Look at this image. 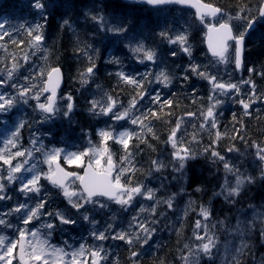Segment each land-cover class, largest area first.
I'll list each match as a JSON object with an SVG mask.
<instances>
[{
	"label": "clouds",
	"instance_id": "1",
	"mask_svg": "<svg viewBox=\"0 0 264 264\" xmlns=\"http://www.w3.org/2000/svg\"><path fill=\"white\" fill-rule=\"evenodd\" d=\"M256 2L259 6L264 5V0H256ZM212 3L218 7L216 17L218 20L222 18L232 22L235 19L243 22L247 19V17L240 19L238 11L234 14L227 11L222 7L221 0H212ZM256 10L253 8L248 11L251 13L256 12ZM73 43L74 51L81 47L85 49L81 52V58L90 56L93 63L99 59L100 50L94 48L93 45L81 41L78 37ZM0 48L6 50L5 56L9 55L6 43L0 44ZM30 48L33 47L29 44L22 51L26 53ZM181 48L184 50V45H181ZM187 48L190 49L188 55L191 57L192 45L189 43ZM19 55L20 51L12 53L15 58ZM50 56L51 53L48 49H44V55L41 57L43 67L50 66ZM87 63L88 60L74 71L71 77L72 85L76 93L80 94L82 90L87 91L90 84L95 82L93 86L101 90L102 94L92 96L88 100L87 106L83 109L79 108V110L86 119L91 121L107 119L111 114L113 120L120 121L123 118L128 120L130 125L120 131H117L111 124L103 128L97 127L95 140L91 139L92 131L90 128H81L88 141L87 147L91 149L88 155L89 161L100 158L105 147L104 139L99 133L101 131L112 133L111 144L107 145L108 151L103 156V162L111 168V179L114 180L118 177L124 186L115 190L114 195L103 189L94 190L89 195L78 180H73L71 183L75 192L71 197L65 196L68 205L77 211L88 204L111 213L109 216L111 223L106 225L104 233L112 235L115 228L112 239L114 241L122 240L123 244L110 250L105 249L103 245L97 248L103 251L104 264H264V116L257 118L258 124H254L257 135L250 137L251 143H249L248 140L244 139L248 133L243 122L248 115L246 111L241 114L239 118L240 130L244 135L240 139L244 141V146L243 148L238 147L235 143L237 138L231 128H226L220 136L216 135L213 118L209 117L207 113L210 106L216 110L222 104V101L217 99L214 104H209L207 108L203 105L197 107L196 111L199 115L195 117V120L199 121L200 125L197 127L196 124H193V130L190 134L183 131V134L174 138L175 144L170 138L161 141L153 120L164 117L163 109H161V117L151 116L150 113L135 115L133 112L135 105L131 103V100L127 106L123 105L118 97H113L107 89H103L102 85L97 83L99 78L96 72L90 75L85 73L84 69ZM260 65L264 67V62ZM19 68L20 64L17 63V67L7 71L6 82L12 78L13 71ZM235 70L240 71L241 69L235 66ZM0 71H4V69H0ZM192 74L206 79L205 76L201 75V71H192ZM179 78L174 68L169 69L166 66H161L154 72L148 71L144 74V81L148 85L159 84L161 88L165 89L173 86ZM183 79L187 81L188 76L185 75ZM119 82L124 84L121 80ZM243 83L250 84V79L239 82L238 89ZM20 98L27 101L33 97L28 95ZM64 99L65 97H60V100L63 101ZM247 99L249 101L264 99V88L261 89L259 96L249 95ZM113 100L115 103L112 102ZM39 103L36 100L33 108V116H38L39 119L33 118L30 123L29 121L23 122L24 124L28 123L29 128L34 129L35 135H33L32 144L38 145L35 148L37 152H42L45 148L42 135L47 133H41L39 128H34L33 125L41 127V122H47L51 117L48 115L49 112L39 107ZM70 113L74 114L73 108H67L63 112V116L70 120ZM183 123L185 121L177 120V124ZM131 125L136 127H131ZM174 129V127L169 126L168 137ZM202 133L208 136L211 144L204 145L201 142ZM185 136H190V138L185 140ZM150 137L161 144H169L170 151L166 157L156 154L149 157L144 164H139L136 149L141 144L151 152L156 153V148L149 142ZM129 138H131L132 143L126 148L124 141H128ZM225 141L227 142L225 154L216 155V151L213 149L217 142L224 144ZM177 143H187L188 145V151L183 156L177 157L175 155ZM228 152H231L238 159L233 160L232 157L227 156ZM44 154L46 156L47 153ZM204 157L211 161V166L215 169L213 175L219 174L218 186L213 185L209 188L206 184L201 183L190 188L188 162ZM245 160L250 161V166L244 163ZM133 176L137 177L134 181L132 180ZM150 179L157 186L154 187L149 184ZM53 187L60 192L61 196H64L62 188L58 185H53ZM136 188L139 190L137 191ZM32 190L39 192L40 186ZM254 190L260 193L255 198ZM46 198L50 199L51 194H46ZM217 200L223 207L230 209L223 217L213 215ZM137 203H139V207H136ZM112 205L117 206L114 211ZM204 212H207L208 215L204 216ZM51 213L54 217L65 215L59 210H53ZM125 213H129L130 216L127 225L117 228L118 220L123 224L121 218ZM169 213L176 215V219L180 221L179 226L169 216ZM192 213H196L200 219L196 220L197 223L194 224L191 234L188 235L185 231V221ZM79 215L88 224L96 225L98 223L97 220L90 219V213L87 209L83 212L79 211ZM165 218H167V222L161 225L160 221ZM5 223L4 220H0V224ZM44 223L50 222L46 220ZM141 223L147 226L139 227ZM6 227H11V225H6ZM165 229L169 236L174 235L176 240L174 255L171 259L168 258L167 251L169 241L160 238V233L164 232ZM55 231L56 226L51 230L47 229V237H52ZM201 232L203 235H200ZM154 236L157 237L155 243H150ZM8 239L6 235L0 234V243H7ZM145 245L148 247L146 248ZM88 251H91V248ZM109 256H111L110 261Z\"/></svg>",
	"mask_w": 264,
	"mask_h": 264
},
{
	"label": "trees",
	"instance_id": "2",
	"mask_svg": "<svg viewBox=\"0 0 264 264\" xmlns=\"http://www.w3.org/2000/svg\"><path fill=\"white\" fill-rule=\"evenodd\" d=\"M204 1L213 4L212 0ZM43 4L44 7L42 9H36L33 6L34 0H0V20L5 19L8 20V22L11 21L14 23H17L20 20L31 23L33 20H36L37 24H42L44 38L43 42L45 48L51 53L49 62L51 65L60 66L64 70L66 78L64 92L68 93L73 98L74 114L70 115L71 119L69 120L63 116L62 112H59V117L58 119L56 117L54 123H49L45 126L42 124V128L52 134L51 137L45 136L44 139H53L52 143L56 146H59V142L62 144L66 142L70 145L71 150L76 152L82 151L87 146L88 141L81 131V128H90L92 131L91 139L95 140L97 127L102 126L100 119H97L96 121L88 120L79 110V108L83 109L87 106V102L92 97V93L94 94L97 89L93 86L95 83L93 82V84H90L87 91L82 90L80 94H77L72 85L71 77L74 71L78 66H82L87 60L86 57L81 58L82 53L79 48H77L75 51L73 50V41L77 37L81 41H86L87 43L93 45L94 48L100 50V57L95 63V72L99 78L97 83H100L103 89H107L113 97H118L122 102L129 99L131 95L138 96L137 89H135V93L132 91L129 92V86L120 83V79L116 76V73L119 71L129 73L131 67L135 73L140 71L138 62L133 59L134 56L132 55L129 46H127L130 41L137 42L138 40H142L146 42L149 47H152L162 65L168 67L169 69L174 68L180 78L185 76L181 75L184 71L191 76L193 75L190 72L191 68L186 62V59L198 58L200 61V56L203 53H206L204 46V29L199 22H196L195 25L192 24V31L189 33V39L192 44L191 57L185 55L180 49H176L174 52V49L169 47V39L159 35L160 32H167L169 35L171 33V27L161 21L162 10L190 12L189 10L181 9L176 6L162 9H152L145 4H131L123 0H43ZM221 4L223 8L232 14L237 11V7L239 5H244L246 10L243 15L244 17H247V19L250 16L256 14V12L250 13L248 10L253 8L257 9L259 7V4L256 2V0H221ZM93 17H103V23L101 24L98 20H94ZM247 19L244 21L246 22ZM66 20L69 22L68 24H65ZM235 26L236 29L240 31L242 23L237 21ZM121 27H126L127 29L122 34L115 33L110 30ZM8 31L11 32L10 30ZM11 40H17L20 41V43L14 45ZM11 40L7 36L0 37V41L8 45L7 52L9 55L7 56H5L6 50L0 48V67L1 65L5 67L4 72L6 74L7 71L12 70L13 52L20 51V55L16 58V63L20 64V68L24 65H29L25 62L24 56L27 55V57L30 58L32 53V48L28 49L26 53L22 51L27 47V36L24 30L21 29L16 34L11 33ZM247 46L246 61L250 68L255 69L254 72H251V75L254 76L256 83L260 85L262 89L264 88V76H261L260 73L264 72V67H262L260 64L264 62V24L259 25L256 32L253 33L252 39L250 38L247 41ZM172 53H175V55H172ZM117 59L119 60V63L115 62ZM181 80L182 79H178L177 83L179 84ZM189 82H187L188 85L191 84L192 80ZM181 85L182 86H179L177 89H174L171 92L169 99L173 100V104L163 108V113L165 114L164 117L160 118L159 120H153V124L157 129V135L160 137L161 141L168 137L169 126L173 127L178 117L188 115L194 111L197 112V105L201 103L200 98H197L199 95V93H197L198 90H202L201 86H196L197 88L194 90V88H188L189 86L186 87L182 83ZM204 92L208 94L207 89H205ZM203 97H206V95ZM215 111L219 131L223 132L226 128H231L233 134L237 138L235 143H237L238 147L243 148L244 141L241 140L240 137L244 135V133L240 130L239 118L241 114L239 113L238 109L233 107L230 115L228 114L230 117L227 116V111L223 106L217 107ZM152 113H159V115L153 116L161 117L160 106L155 108ZM233 114L236 115L235 120L233 119ZM260 116H264V113ZM258 117L259 116H246L244 118V127L248 133V135L244 136V139L248 140L249 143H251L250 137H255L257 135L254 124H258ZM33 118L38 119V117H34L33 112H30L27 108V112L23 115L24 121H29L30 123ZM34 126L35 125H33V127ZM34 128H37V125ZM33 130L34 129L29 128L28 123L24 124L20 137V143L22 147H27L28 143L31 142V133L34 132ZM201 137V142L204 145L211 144V141L206 134L202 133ZM149 142L156 148V153L151 152L145 148L143 144H141L139 148L136 149L138 153L137 161L139 164H144L145 161L149 159V157H153L156 154L166 157L170 151L169 144H161L157 142L156 139L151 137L149 138ZM226 143V141L224 144L217 142V145L213 150L220 153L221 155H224ZM108 144H111L110 139L107 140L105 144L106 148ZM1 146L2 144L0 142V147ZM227 156L232 157L233 160L238 159V157L233 156L231 152H228ZM244 163L250 166V161L245 160ZM187 167L189 170L190 188L201 183L206 184L209 188H211L213 185L218 186V181L220 179L219 174L217 173L213 175L215 169L211 166V161H209L207 157L197 158L194 161H189ZM6 170L7 164L0 160V186L8 187L7 184H4V174ZM170 178L171 177L169 175V179ZM136 179V176L132 177L133 181ZM149 182H152L157 186V184L151 179L148 181V183ZM1 183H3V185ZM43 187L45 188L47 194H51V196L54 195L55 203L57 204L58 209H64L66 214L73 221L79 222V220H81V216L76 209L72 208L71 205H68L66 200L61 195L59 196L58 193H53L51 190H49L50 185L48 183L44 184ZM11 193L13 199L7 202H1L0 205L2 206H0V212L1 208L7 209V212H10L14 202L20 200V193L17 191H11ZM259 195L260 193L254 190V198ZM37 201L38 200L36 196L31 198V203L33 206L36 205ZM112 209L113 211L115 210V208ZM87 210L92 211L93 213L96 211L94 209ZM228 211H230V209L223 207L219 200L216 201L213 215L223 217ZM169 216H171L172 219L176 221L177 226H179L180 222L176 219V215L169 213ZM96 217L99 220L106 218L105 215H96ZM197 218L200 217H198L196 213H192L186 218V234H191V230ZM121 219L123 220V224H120V226H126L130 219L129 213H125ZM9 220V222L16 221V215L12 213L9 216ZM118 221L120 222V220ZM166 222L167 218L160 221L161 225ZM81 229H84V227L80 223L76 227L74 223L69 225V230L66 234H68L69 238H79L81 235ZM157 231L159 232V229H157ZM155 238L157 239V237ZM160 238L169 241L167 244L168 258H173L174 249L176 247L174 235L170 237L168 231L165 229L164 232L160 233ZM122 244V240L115 241L114 245H112L109 240L105 242V245L109 246L110 249ZM145 247L147 248L148 245ZM110 260L111 256H109V261Z\"/></svg>",
	"mask_w": 264,
	"mask_h": 264
},
{
	"label": "snow or ice",
	"instance_id": "3",
	"mask_svg": "<svg viewBox=\"0 0 264 264\" xmlns=\"http://www.w3.org/2000/svg\"><path fill=\"white\" fill-rule=\"evenodd\" d=\"M172 0H146V3H148L151 6H162L167 3H171ZM36 9H42L44 7L43 0H34V5ZM246 8L244 5H239L237 7V11L240 13L239 18L243 19L244 12ZM214 12H218V7L215 6L213 9ZM258 17H264V5H260L257 10L256 14L250 16L246 23L245 28L243 30H240L239 32H235L234 29L230 33L232 35L233 40L236 42L234 45L229 46H222L219 49V56L218 60L220 62H232L235 66L240 67V69L244 66V40L247 32V28H250L251 25L257 20ZM94 20H98L101 24L103 23V17H93ZM69 22L66 20L65 24H68ZM228 25V21H226V26ZM20 29L24 30L27 40L26 44L31 45L33 48H36L37 50H40L42 47V42L44 41L43 38V27L42 24H36L35 26H26L25 24L20 25ZM14 31H18L17 28H13ZM111 31L115 33L122 34L127 29L126 27L121 28H115L110 29ZM159 35L161 37L169 39L170 43L179 42L181 45H184V50L186 52H189L190 49L187 48V37L182 34H177L174 37H170L169 33L167 32H160ZM7 36L11 40V32H9L4 24H0V37ZM11 42L16 45L17 43H20V41L17 40H11ZM3 42L0 41V44ZM238 45V46H237ZM226 48V50H225ZM81 52H83L85 49L81 47L79 49ZM133 53L140 54L138 55L139 58H141L143 61L147 62H153L155 64L156 62V53L150 49L146 48L143 44H140L136 47H133L132 49ZM175 53H172L174 55ZM28 57L27 55L24 56V59L26 60ZM88 60V63L85 66V73L86 74H92L95 72L96 64L92 62L91 57H86ZM116 63H119V60H115ZM17 67L16 58L13 57V63L12 68ZM191 71H199V65H192ZM255 69L249 68L248 72H254ZM146 74V73H145ZM202 76H205L206 78H209L212 80L213 89L215 88L217 84V80L215 77H211L210 74L207 72H201ZM261 76H264V72L260 73ZM116 76L126 85L135 87L137 89V94L142 97L144 95V87L143 82L137 79L136 75H130L124 71H119L116 73ZM39 81V87L37 88V85L35 84H28L26 86H22L20 88V95L21 96H27L33 91H35V95L33 98L37 101H39V107L47 112H53L57 103L58 99V89L59 85L61 83V69L59 67H52V66H45L40 69V72L37 77ZM227 87L229 88H237L236 85L232 84L231 81L225 82ZM251 85V92L253 97H256V90L257 85L254 83L252 79H250ZM223 85L221 86V88ZM45 93H50V95L46 96V99L44 102H41V96H43ZM43 94V95H42ZM153 102H159L161 97L159 94H156L155 97L152 98ZM67 100L69 101L67 103V108L71 109L74 106L73 98L71 96L67 97ZM15 102V97L9 98L7 96H0V112H3L6 108H9L12 106V104ZM115 103V101H112ZM132 104H136L137 100L135 97L131 100ZM244 109L248 110L246 111L247 115H250L249 109L253 105L252 101L240 99L238 101ZM173 104L172 99L164 100L162 104H160V108L163 109L167 107L168 105ZM108 110V109H106ZM208 116L213 118V122L215 123L216 128V135L220 136L221 132L218 128V121L216 119L215 115V108L209 107L208 108ZM151 115H159V113H151ZM188 115H195L193 113H189ZM233 119H236V115L233 114ZM24 127V122L21 121L20 124L17 126V129L15 132H13L9 139L5 141L4 148L0 149V151H4L9 148V146H17V142L19 141L22 129ZM178 125L177 128H175L170 133V139H172L173 143L175 144V137L178 135ZM238 131V130H237ZM104 140H108L110 137H112V133L108 131H101L99 133ZM124 146L127 148L129 146L128 141H124ZM63 149L61 148H54L51 150V152L46 154V163L48 164L49 168L48 171L45 173H42L41 175H36L33 178H31L27 184H25L22 188V190L27 191L30 188H36L39 187L40 184H42L44 179L51 180L53 183H58L63 185L65 182V179L69 176L77 177L79 182L83 184L84 189L89 193V195L92 194L94 190L97 189H103L107 191L109 194H115V190L122 187L121 180L117 177L114 180L109 179L111 168L107 167L101 171L100 165H101V159L103 158L104 154L107 153V148L105 147L100 155V158L95 159V161H92L88 164V169L83 174L74 172V171H68L65 168V161L68 165H81V171H83V163L84 161L88 160V151H91L89 149L88 151H78V152H70L66 156L63 154ZM188 151L187 148L183 149V152ZM180 152H177V155H179ZM216 155H220V153L216 152ZM18 157H23L24 155H31V152L28 150H24L23 152L18 151L16 153ZM2 159V158H0ZM21 170V166L17 165L14 171L19 172ZM124 186V185H123ZM138 191L139 188H136ZM66 195L71 197L73 193L67 191L65 189ZM23 205H21V208ZM46 209V202L45 201H38L36 205L29 211V213L24 218V224L25 228L19 229L18 233L15 237V239L11 242L7 243H0V264H13V257H14V249H19V260L22 261V264H38V262L41 260L42 257H44L45 253L48 251V241L47 240H41L39 229H37L35 232L32 231L33 224L31 222L36 221L40 216L44 215V210ZM204 216H207L208 213L204 212ZM48 215H52L51 212H48ZM55 218H58L61 223H74L73 220L67 218L63 215H57ZM197 221H195V224ZM147 225L141 223L139 227H146ZM42 227L47 228L51 230L55 227L53 223H44L42 224ZM27 235H32L34 240L36 241L35 245L32 247L31 253L25 251L24 245L26 243L25 237ZM94 236H96V233H93ZM100 239H105V233L98 234ZM52 254H53V264H84V262L79 258L81 255H83L85 248L81 247L75 251H73L72 256L73 259L71 261H63L62 257L66 255L63 248H57L55 246H52ZM88 255L91 257L90 264H102L103 261V251L99 249H95L94 251H88ZM34 258V259H32ZM104 262V261H103ZM44 264H48V261L45 260Z\"/></svg>",
	"mask_w": 264,
	"mask_h": 264
},
{
	"label": "rangeland",
	"instance_id": "4",
	"mask_svg": "<svg viewBox=\"0 0 264 264\" xmlns=\"http://www.w3.org/2000/svg\"><path fill=\"white\" fill-rule=\"evenodd\" d=\"M35 22L36 21H33L31 24L34 25ZM0 24H4L5 25V24H7V22L5 20H3L2 22H0ZM21 24H23V23L20 20L13 27L10 26L8 28H9V30L12 29L13 32H18L20 30V25ZM13 28H17L18 31H14ZM31 52H32L33 56H31L30 58H28L26 60V63L27 64H31V65H24L17 72L13 71V73H12V78L10 79V83H11L12 87L16 88L15 92L12 91V90H7V87H9V85H7L8 82H5L4 80L0 79V84H2V86H0V96H7L9 98L15 97V102L12 104V106L9 107V108H6L3 112H0V114L3 115L2 119L5 120L6 123H7V125H4L2 130L0 131V133H4L5 132L4 142L7 140V136L9 134H12L13 132L16 131L17 128H14V127H15L16 123H20L21 122V112L23 110L26 112V108H28L30 112H33V108H34L35 103H36V100L34 98L25 101L24 99L20 98L21 95L19 94L20 93V88L22 86H26L28 84H35V85H37V88L39 87V81H38L37 77H38V74L40 72V69L43 67V61L41 60V57L44 55V49H42L41 52H40V50L37 51L36 48H33ZM39 52H40V54H42V56L39 57V59H38L37 56H39V54H38ZM3 69H5L4 66H3ZM9 71H11V70H9ZM2 73H4V71H0V75ZM10 91H12V92H10ZM100 94H102L101 90H99L98 95H100ZM29 95H31L33 97L35 95V91L30 93ZM62 96L65 97V99L62 101L59 98V100H58V102L56 104V108H55L56 115H57V112H59V111L63 113L64 111L67 110V108H66V105L68 103L67 97L69 95H68V93H64ZM221 96H222V94L218 93V98H220ZM222 97H224V96H222ZM45 98H46L45 94L43 96H41V102H44ZM133 112H134L135 115L137 114L136 111H133ZM10 113L13 114V118H14V123L13 124L12 123H8L10 121V119L8 118V114H10ZM54 115H55V113H54ZM108 117H109L110 121H112V122L109 121ZM108 117L106 119L107 124H111L112 126L119 125V122H123V121H125L126 123L129 124V121L126 120V119L122 118L120 121H116V120L112 119L111 114H109ZM5 121H3V122L5 123ZM52 121H53V118L51 117V119L48 122H52ZM183 121L186 122V119H184ZM43 125L45 126L46 124H43ZM184 125H185V123L179 125V127L177 129L178 135L181 134V129L183 128ZM37 128H38V125H37ZM118 129H120V128H118ZM118 129H116V130H118ZM39 131L41 133H47L46 135H42V139H44L45 136H47V137H51L52 136V134L49 133L47 130H44V128H42V126H41V128H39ZM33 135H35V132L31 133V136H32L31 142L28 144L27 147H22L21 144L18 142L17 146H9V148L6 149V152H5L4 156H3L4 160L6 162L8 161L9 164H12V162L14 160L18 161L19 159H21L22 161H25V163L21 162L20 164L19 163L17 164V165L21 166V170L19 172L14 171V169L16 168L17 165L11 167V177L14 178L15 176H20V182H21L20 188H21V190H22L23 186L25 184H27V182L31 178L36 176L39 172H41V174H42V173H45V172L48 171L49 166L46 163V156H45L44 153H49L54 148L63 149L64 150L63 154L65 156L68 153L73 152V151H70L68 149H64L62 147H56L55 145L48 146V147L45 146V148H44V150L42 152H37L35 150V148L38 145H33L32 144ZM109 139H111V137ZM106 142H107V140H103V144L104 145L106 144ZM184 148H186V147H183V144H178L177 143L176 144V149L177 150L175 152V155L177 157L183 156L184 153H185V152H183ZM10 149H12V151H9ZM24 150L30 151L31 155L30 156L29 155H24L23 157H18L16 155V153L18 151L23 152ZM87 150H89V148ZM107 151H108V148H107ZM178 151L180 152L179 155H177ZM74 166L80 167L81 165H74ZM107 167L108 166L104 164L103 158H102L101 159L100 169H105ZM29 190H27V191L22 190V192H24L25 196H27V193L29 192ZM67 191H69L71 193L75 192V189L73 188L72 184L68 185ZM51 198H52V200L55 199L52 196H51ZM51 208H56V205L55 206H51ZM21 209L26 211L28 209V207H23ZM28 212H29V209H28ZM22 224H24V221H22ZM42 224L43 223H40L38 226H36V228L33 227L32 231L35 232L37 229H39V233H40V237L39 238L41 240H46L45 237L42 234V230L44 228V227L41 226ZM23 228H25V224L20 229H23ZM113 231H114V229H113ZM200 235H203V232H201ZM110 236L111 235H109V241L113 242V239ZM95 238L97 240H102V239L99 238L98 234H97V237H95ZM59 239L61 240V244H67L69 242V239L67 237H60ZM154 239H156V238L153 237V240L150 241V243H155ZM35 243H36V241L34 240L32 235H29V241H28V246H29V250L28 251H29V253H31L32 247H33V245H35ZM85 244H86V242L82 241L81 244H79L77 246V248H74V249L71 250V252L69 253V260L70 261L73 259V256H72L73 251L81 248V246L83 245L84 248H85V251H84L83 255H81L79 258L84 262V264H86V261H87L86 247H92V246H94V244L90 243L87 246H85ZM145 246H147V245H145ZM50 248H52L51 245H49L48 251L45 253L44 257L41 258V261H43V262L45 260L50 261L51 255L53 256L52 250ZM32 259H34V258H32ZM50 262H52V261H50Z\"/></svg>",
	"mask_w": 264,
	"mask_h": 264
},
{
	"label": "water",
	"instance_id": "5",
	"mask_svg": "<svg viewBox=\"0 0 264 264\" xmlns=\"http://www.w3.org/2000/svg\"><path fill=\"white\" fill-rule=\"evenodd\" d=\"M127 1H130V2L142 1V2L146 3V0H127ZM173 4H178V5L183 6V7L192 8L193 10H195V12L197 13V15L199 17H203L205 15H211V16L217 15V13L213 11L214 6L206 4L201 0H172L171 3H167V4H164L162 6L173 5ZM154 7H159V6H154ZM231 32H232V30H231L230 26H228V25L226 26L225 24H222L219 27H210L209 28L208 34L206 37V46H207V49L209 50V52L212 56H217V55L219 56V49L222 46H227V43L233 39L232 35L230 34ZM225 50H226V48H225ZM63 85H64V76H63V72L61 70V83L58 86L59 87L58 93L62 89ZM51 113L52 112H50L48 114H51ZM88 164L86 165L84 172L87 171ZM71 177L72 176L67 177L65 179V182L63 185L58 184V183H54V184H56L58 186H64L66 184V182ZM109 179H111V174L109 176ZM80 185L82 187H84L82 183H80Z\"/></svg>",
	"mask_w": 264,
	"mask_h": 264
},
{
	"label": "bare ground",
	"instance_id": "6",
	"mask_svg": "<svg viewBox=\"0 0 264 264\" xmlns=\"http://www.w3.org/2000/svg\"><path fill=\"white\" fill-rule=\"evenodd\" d=\"M22 23L25 24V25H30L29 22H24V21H22ZM92 96H94L93 93H92ZM192 103H195V102H192ZM197 106H199V105H197ZM193 114H195L194 116H198V113L195 112V111L193 112ZM106 125H108V124H107V121H104V127H105ZM6 197H7L8 200H12V199H13V196H12V193H11V192H6ZM55 205H56V207H57V204L55 203V199L52 200V198H50V200H49V206L51 207V206H55ZM114 233H115V229H114V231L112 232V235H114ZM112 235L110 236L111 238H112ZM25 241H26L25 244L28 245L29 235H27V236L25 237ZM59 242L61 243V240H60V239H59Z\"/></svg>",
	"mask_w": 264,
	"mask_h": 264
},
{
	"label": "flooded vegetation",
	"instance_id": "7",
	"mask_svg": "<svg viewBox=\"0 0 264 264\" xmlns=\"http://www.w3.org/2000/svg\"><path fill=\"white\" fill-rule=\"evenodd\" d=\"M250 87H251V85H250ZM245 91H246V88H242V96L244 97V98H246L247 99V96H246V94H245ZM251 95H252V92H251ZM231 95H229V98H228V101H230L231 100ZM255 109L254 110H257V111H259L258 112V114L259 115H261V113L263 112V108H262V105H261V102H258L257 100H255ZM191 116V115H190Z\"/></svg>",
	"mask_w": 264,
	"mask_h": 264
}]
</instances>
